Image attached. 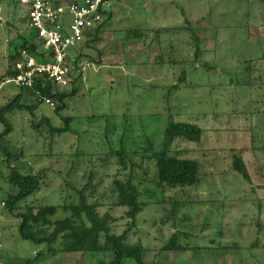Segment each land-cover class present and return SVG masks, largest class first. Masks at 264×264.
Listing matches in <instances>:
<instances>
[{
  "label": "rangeland",
  "instance_id": "374dc122",
  "mask_svg": "<svg viewBox=\"0 0 264 264\" xmlns=\"http://www.w3.org/2000/svg\"><path fill=\"white\" fill-rule=\"evenodd\" d=\"M114 7L100 41L74 50L89 64L64 90L77 88L67 107L58 114L26 93L34 112L7 114L12 129L2 144L13 154L23 152L13 166L38 175L41 189L14 213L4 208L2 201L15 189L0 149V264L109 260L105 254L49 252L48 243L21 235L17 214L27 205L76 203L78 190L91 182L89 202H97L100 213L110 212L112 232L122 234L130 219L127 207L112 204L120 168L112 152L123 147L129 166L136 164L144 203L128 242L144 245L147 262L264 264V3L122 0ZM24 19L26 9L17 1L0 0V107L21 90L3 76L12 66L7 52L23 41L20 35L33 33ZM33 116L37 122L47 116L54 127L66 126L65 117H71L70 130L57 136L37 131ZM172 121L203 129L199 142L180 137L172 146L179 157L198 160L197 185L154 182L155 165L145 148L160 150ZM4 129L0 122V132ZM235 152L246 162L250 180L234 169ZM69 214L59 209L55 217ZM175 233L184 249L164 252Z\"/></svg>",
  "mask_w": 264,
  "mask_h": 264
},
{
  "label": "trees",
  "instance_id": "16d2710c",
  "mask_svg": "<svg viewBox=\"0 0 264 264\" xmlns=\"http://www.w3.org/2000/svg\"><path fill=\"white\" fill-rule=\"evenodd\" d=\"M15 1L18 2V0ZM260 1L264 3V0ZM113 14V10L109 11L104 23L88 35L84 43L85 45L88 46L92 41H100L104 28L114 17ZM25 20L23 21L25 22ZM34 39L35 37L31 40L23 38V41L15 46L14 52L9 55V59L14 61L18 58L20 50L23 48L35 51ZM82 58L83 54L80 53L76 57V62ZM14 75L15 72L12 66H10L3 77L4 79H8ZM77 75L82 76V73H77ZM74 82L73 80L72 83ZM35 84L36 88L42 89L46 94L60 102V105L56 106L58 114H60L62 109L67 107V97L77 92V88H74L69 93L57 89L54 90L52 83L48 81H45V83L36 81ZM26 103L24 93L21 91L9 102L0 107V122L5 125V129L0 132V149L5 153L4 163L10 170L7 179L15 189L14 192L9 193L2 203H4V208L12 213L21 208L20 203L28 196L41 189V180L38 175L23 174L20 172L18 166H13V163L20 157L19 153L23 154V152L16 151L15 154L18 157L14 158L13 155L15 154L11 153L2 144L12 129L7 114L14 110L28 109L34 112L36 109L34 103L30 105ZM65 120L66 126L54 127L49 124L50 122L47 116H43L38 122L35 116H33L32 127L37 131H43L45 129L52 136H57L65 130H70L72 118L65 117ZM202 135L203 129L196 124L172 121L166 129L162 148L157 151H151L150 148H145L146 152H150L149 160L155 165L154 182L157 185L160 187L165 184L171 187H186L197 185L200 182V164L198 160L179 157L172 152V146L177 138L182 137L189 141L199 142ZM234 151L237 150L234 149ZM127 153L125 147L112 152L117 157V164L120 166L113 180L114 189L112 191L115 198L112 200V204L113 206L127 207L126 217L130 219L128 228L122 234L118 235L112 232L114 218L110 212L100 213L99 204L97 202H89L86 195V189L91 185V182H89V185L87 184L78 190L79 199L76 203L65 202L62 205L39 204L37 206H25V210L17 214L21 218V235L36 243H48L49 252L58 250L63 253L108 255L110 259L102 260L101 264H151L145 260L146 248L142 243L131 244L128 242V236L131 230L137 226L138 215L143 211L144 203L141 200L139 187L135 183L133 167L136 164L129 166ZM233 167L237 172L243 174L246 179L250 180L246 162L236 152L234 153ZM122 175L123 178H121ZM1 176L3 175L0 173ZM91 186L94 187V185ZM59 209L70 214L65 217L56 218L55 216ZM179 239L178 233H175L162 250L167 252L184 249L182 245L178 244ZM56 243H59V249L54 246Z\"/></svg>",
  "mask_w": 264,
  "mask_h": 264
},
{
  "label": "built area",
  "instance_id": "2783aa9c",
  "mask_svg": "<svg viewBox=\"0 0 264 264\" xmlns=\"http://www.w3.org/2000/svg\"><path fill=\"white\" fill-rule=\"evenodd\" d=\"M118 1L122 0H18L26 9V24L34 32L36 50L20 51L12 64L15 75L6 82L14 83L24 95H36L38 101L56 107L58 101L36 88V81H48L54 90L68 88L72 77L83 73L89 64L76 62L74 50L104 23ZM26 101L32 103L28 98Z\"/></svg>",
  "mask_w": 264,
  "mask_h": 264
},
{
  "label": "crops",
  "instance_id": "0c3cea01",
  "mask_svg": "<svg viewBox=\"0 0 264 264\" xmlns=\"http://www.w3.org/2000/svg\"><path fill=\"white\" fill-rule=\"evenodd\" d=\"M57 1V0H56ZM59 1V0H58ZM114 8L115 7H113V12H114V14L113 15H115V10H114ZM25 27H26V29H29L28 27H27V24L25 23V25H24ZM34 37V33H28V34H24V35H20L19 36V38H20V40H23V38H27V39H32ZM10 43H12V41L10 42ZM12 48V47H11ZM15 49V48H14ZM13 49V50H14ZM13 50H9V52H7V57L12 53V51ZM102 61H105V57L104 56H102ZM21 91V90H20ZM19 89H18V92H15V95H17L19 92Z\"/></svg>",
  "mask_w": 264,
  "mask_h": 264
},
{
  "label": "clouds",
  "instance_id": "9594fccd",
  "mask_svg": "<svg viewBox=\"0 0 264 264\" xmlns=\"http://www.w3.org/2000/svg\"><path fill=\"white\" fill-rule=\"evenodd\" d=\"M18 3H19V2H18ZM33 33H34V32H33ZM20 51H21V50H20ZM19 54H20V53H19ZM18 56H19V55H18ZM12 64H13V61H12ZM21 91H22V90H21ZM21 91H20V92H21ZM58 102H59V101H58Z\"/></svg>",
  "mask_w": 264,
  "mask_h": 264
}]
</instances>
